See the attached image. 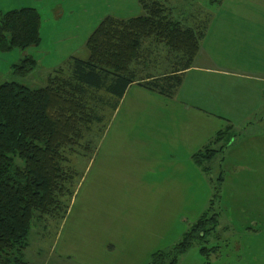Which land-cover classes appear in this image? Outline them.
Returning <instances> with one entry per match:
<instances>
[{"label":"rangeland","instance_id":"1","mask_svg":"<svg viewBox=\"0 0 264 264\" xmlns=\"http://www.w3.org/2000/svg\"><path fill=\"white\" fill-rule=\"evenodd\" d=\"M159 1L173 18L205 21L195 69L172 98L132 84L112 109L113 97L95 91L101 120L62 150L67 192L32 220L22 251L29 264H150L205 212L217 214L215 230L174 264H264V0ZM42 3L62 4L66 31L41 14L38 45L0 51V83L44 86L68 53L88 56L82 42L103 17L144 13L139 0ZM37 4L0 0L3 11ZM143 46L138 75L169 73L176 59L167 48L150 39ZM25 55L36 65L22 75L14 65ZM196 102L209 113L186 106ZM219 129L228 133L214 145L222 150L197 164L192 154Z\"/></svg>","mask_w":264,"mask_h":264},{"label":"trees","instance_id":"2","mask_svg":"<svg viewBox=\"0 0 264 264\" xmlns=\"http://www.w3.org/2000/svg\"><path fill=\"white\" fill-rule=\"evenodd\" d=\"M139 2L144 10L141 15L101 19L86 39L88 56H71L64 66L48 73L44 86L0 83V264H29L22 251L32 220L58 208L59 196L67 192L65 182L70 173L66 176L63 170L62 150L75 144L94 121L101 120L95 91L103 89L113 97L114 101L108 102L112 109L133 83L171 97L192 66L205 35V21L198 19L192 24L189 18H173L159 0ZM40 21L34 7L0 11V51L38 45ZM145 39L163 44L176 59L169 73L138 75L141 69L135 68L146 65L142 59L148 50L143 46ZM35 65L36 60L25 55L14 70L25 75ZM225 133L216 131L192 154L193 160L201 165L212 159L222 150L223 146L214 145L226 137ZM216 222V213L205 212L168 253L158 258L155 256L160 253H154L150 264H174L193 240H204L214 231Z\"/></svg>","mask_w":264,"mask_h":264},{"label":"crops","instance_id":"3","mask_svg":"<svg viewBox=\"0 0 264 264\" xmlns=\"http://www.w3.org/2000/svg\"><path fill=\"white\" fill-rule=\"evenodd\" d=\"M36 2H38V4H37V7H39L40 9L42 8V7H45V10H39V9H37V7H36V5H35V8L38 10V12L40 13V15L41 14H45V17H44V22L43 23H45V24H49L48 22H50L51 20L50 19H55L54 20V22L53 23H50V25H52V24H54V25H52V26H58V29L57 28H54V29H57L58 31H56V32H63V31H66V27H68V25H66L65 24V22L62 20L63 19V15H64V9H63V7H62V4L61 3H58V4H46V3H42V0H36ZM140 3V2H139ZM11 4V3H10ZM21 6H26V5H19V6H16V5H11V6H8V10H11V9H16V8H20ZM34 6V5H33ZM0 10L1 11H3V9H1L0 8ZM217 13V12H216ZM106 16H112V15H106ZM212 16V15H211ZM41 17V16H40ZM113 17H115V16H113ZM104 18V17H103ZM47 20V21H46ZM41 22H40V28H41ZM44 24V25H45ZM59 29H63V30H59ZM88 30H90V29H88ZM88 37V36H87ZM87 39V38H86ZM86 39L82 42V44H85V42H86ZM55 51V50H54ZM58 54V53H57ZM59 54H61V53H59ZM70 56H75V55H73V54H70V53H68L67 54V58L68 57H70ZM196 56V55H195ZM195 58V57H194ZM193 69H195L194 68V66H193V64H192V66L189 68V69H187L186 71H185V73H184V76H183V80H182V83L180 84V86L178 87V89L176 90V92L173 94V96H171V98L172 97H175L178 93H180V92H182V90H183V88H182V86H183V83L186 81L185 80V76L188 74V73H190ZM133 84H135V83H133ZM198 104H200V103H197L196 102V105H192V104H189V103H187V105L186 106H189V107H195L196 108V110L198 111V112H203V113H209V111H207V110H203L202 109V106L201 105H198ZM211 114V113H210Z\"/></svg>","mask_w":264,"mask_h":264}]
</instances>
